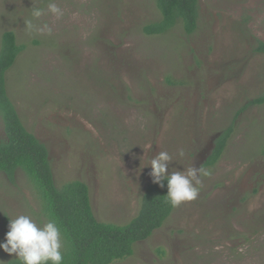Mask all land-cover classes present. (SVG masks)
Wrapping results in <instances>:
<instances>
[{
	"label": "rangeland",
	"instance_id": "1",
	"mask_svg": "<svg viewBox=\"0 0 264 264\" xmlns=\"http://www.w3.org/2000/svg\"><path fill=\"white\" fill-rule=\"evenodd\" d=\"M199 7L193 34L178 25L148 35L143 27L161 17L155 0H0V48L7 30L27 46L7 73L8 93L48 147L57 185L87 182L100 221L138 214L160 151L173 158L169 173L211 172L196 199L112 264H264V105L239 115L225 154L205 166L237 111L264 91V0ZM21 214L49 221L24 171L15 182L0 171V242ZM15 257L0 248V264Z\"/></svg>",
	"mask_w": 264,
	"mask_h": 264
},
{
	"label": "trees",
	"instance_id": "2",
	"mask_svg": "<svg viewBox=\"0 0 264 264\" xmlns=\"http://www.w3.org/2000/svg\"><path fill=\"white\" fill-rule=\"evenodd\" d=\"M161 17L143 27L148 35H160L181 25L188 35L198 29L199 0H155ZM15 30L2 34L0 48V116L6 139L0 140V171L15 182L19 169L32 181L48 220H55L62 238V264H112L135 253L138 242L150 238L161 228L176 207L166 198L164 187L151 181L142 195L140 209L128 223L100 221L93 209L91 189L79 179L58 186L55 180L50 152L34 132L30 131L8 93L7 73L26 49ZM256 50L264 54V41ZM171 82L172 79L168 78ZM172 84L181 83L172 81ZM252 105H264V91L234 116L232 123L215 140L214 148L205 162L213 167L225 154L229 139L235 130L239 115ZM260 153L264 155V145ZM9 264H22L17 257ZM47 264H52L48 261Z\"/></svg>",
	"mask_w": 264,
	"mask_h": 264
},
{
	"label": "clouds",
	"instance_id": "3",
	"mask_svg": "<svg viewBox=\"0 0 264 264\" xmlns=\"http://www.w3.org/2000/svg\"><path fill=\"white\" fill-rule=\"evenodd\" d=\"M48 8L53 14L62 15V10L56 3H49ZM40 14L39 10L34 12L36 16ZM142 147L147 152L152 149L153 144L148 143ZM179 155H185L183 149L179 151ZM172 161L173 158L167 151H160L147 165L151 166L149 174L154 183L164 187V181H167L166 198L172 207H178L183 202L197 198L199 186L202 184L201 177L209 176L211 172L203 167L191 166L169 173V164ZM8 228L5 241L0 242V248L6 253L15 254L22 264H47L48 261L52 264H62L64 257L61 251V233L55 220L38 224L32 216L21 214L15 219H10Z\"/></svg>",
	"mask_w": 264,
	"mask_h": 264
}]
</instances>
